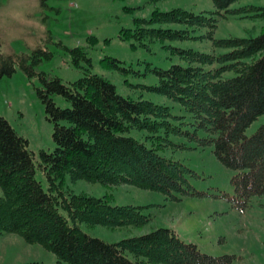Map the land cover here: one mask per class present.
<instances>
[{
    "label": "trees",
    "instance_id": "obj_1",
    "mask_svg": "<svg viewBox=\"0 0 264 264\" xmlns=\"http://www.w3.org/2000/svg\"><path fill=\"white\" fill-rule=\"evenodd\" d=\"M231 1L212 0L217 11ZM256 8V14H264V6ZM134 19L214 25L202 11L194 13L180 6L154 8L147 17ZM140 29L159 38L185 36L184 29ZM213 42L225 51L214 54L172 47L187 62L154 67L157 81L150 88L176 99L190 112L192 122L205 130L199 137L193 128L190 135L201 143H212L217 158L236 169L230 181L236 201L243 203L252 194L264 193V123L249 136L243 133L246 125L264 112V30L253 36H229ZM69 51L75 65L78 58L89 60L79 46ZM49 55L50 51L40 44L29 52L0 51V76L10 75L15 67L27 76H38L41 84L35 90L52 123L54 143L49 151L39 150L37 165L47 180L44 190L34 177L35 166L26 139L0 114V234L16 233L26 242L40 244L54 253L58 264H231L232 254L200 251L167 226L116 241H105L81 229L79 222L140 227L149 216L141 212V205L111 203L106 194L64 193L61 181L65 173L71 179L129 183L174 197V192H187L183 187L187 168L180 160L156 151L164 145L160 139L169 142L166 134L157 132L161 125L165 133L182 129L180 122L169 121L167 105L123 96L106 77L89 69L67 82L44 71L35 72L33 65ZM106 57L117 66L116 58ZM52 93L61 95L67 105H58ZM129 127L143 128L149 131L148 137L156 139L146 144L125 134ZM58 206L67 216L59 212Z\"/></svg>",
    "mask_w": 264,
    "mask_h": 264
},
{
    "label": "rangeland",
    "instance_id": "obj_2",
    "mask_svg": "<svg viewBox=\"0 0 264 264\" xmlns=\"http://www.w3.org/2000/svg\"><path fill=\"white\" fill-rule=\"evenodd\" d=\"M43 1L44 5L39 0H0L1 52H29L34 45L40 44L50 51V55L33 65L35 72L44 71L47 76L54 75L67 82L89 69L106 77L123 96L167 105L169 121L180 122L182 129V132L169 130L165 133L164 125H161L157 132L166 134L169 142L160 139L164 145L156 151L180 160L187 168L183 184L187 192H174V197L129 183L71 179L65 173L61 181L64 193L69 190L94 196L106 194L111 203L141 205V212L149 216L140 227L79 222L81 229L105 241H116L167 226L181 239L193 242L200 251L214 255L232 254L231 264H264V193L252 194L245 202H237L230 181L236 170L217 158L212 143H201L190 135L193 128L199 137L205 130L192 122L189 111L176 99L150 88L157 81L154 67L166 68L171 63L187 62L172 47H190L218 54L226 48L215 44L213 39L248 37L264 30V14H256L259 9H254V6H264V0H233L219 11L212 0ZM175 6L194 13L202 11L214 25H191L181 21L148 23L134 19L147 17L154 8L162 10ZM137 26L184 29L185 36L159 38L147 30L135 29ZM126 31L131 34L127 35ZM74 46L81 47L89 60L78 58V65H75L69 51ZM106 56L116 58L117 66L111 65ZM40 84L36 74L27 76L19 67H15L10 75L0 76V114L26 139L35 166L34 177L46 190L47 180L37 161L39 150L49 151L54 143L52 123L35 90ZM51 97L58 105H67L61 95L52 93ZM261 123H264V112L246 125L244 135H251ZM125 134L146 144L156 139L148 137L149 131L143 128L129 127ZM58 210L66 215L61 206ZM127 255L132 257L130 253ZM25 262L58 264L54 253L40 244L26 242L16 233L0 234V264Z\"/></svg>",
    "mask_w": 264,
    "mask_h": 264
}]
</instances>
